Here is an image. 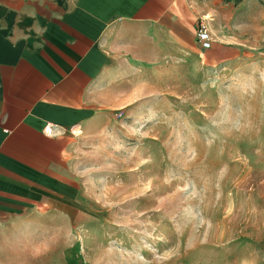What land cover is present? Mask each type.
<instances>
[{"label": "rangeland", "instance_id": "rangeland-1", "mask_svg": "<svg viewBox=\"0 0 264 264\" xmlns=\"http://www.w3.org/2000/svg\"><path fill=\"white\" fill-rule=\"evenodd\" d=\"M200 19L237 57L209 64L191 45L121 67L119 104L72 132L81 215L15 218L13 257L264 264V0L217 3Z\"/></svg>", "mask_w": 264, "mask_h": 264}, {"label": "crops", "instance_id": "crops-1", "mask_svg": "<svg viewBox=\"0 0 264 264\" xmlns=\"http://www.w3.org/2000/svg\"><path fill=\"white\" fill-rule=\"evenodd\" d=\"M235 1L0 0V264L24 263L12 256L15 218L81 215L72 132L119 104L121 67L191 45L209 64L235 59L225 40L194 42L200 17Z\"/></svg>", "mask_w": 264, "mask_h": 264}, {"label": "built area", "instance_id": "built-area-1", "mask_svg": "<svg viewBox=\"0 0 264 264\" xmlns=\"http://www.w3.org/2000/svg\"><path fill=\"white\" fill-rule=\"evenodd\" d=\"M196 40L202 50H207L211 47V35L208 29V26L206 25L203 20H199L197 30L195 33ZM50 131L47 129V132Z\"/></svg>", "mask_w": 264, "mask_h": 264}, {"label": "bare ground", "instance_id": "bare-ground-1", "mask_svg": "<svg viewBox=\"0 0 264 264\" xmlns=\"http://www.w3.org/2000/svg\"><path fill=\"white\" fill-rule=\"evenodd\" d=\"M213 42V41H212ZM213 49H214V47H213ZM210 53V52H209ZM213 55V54H212Z\"/></svg>", "mask_w": 264, "mask_h": 264}]
</instances>
